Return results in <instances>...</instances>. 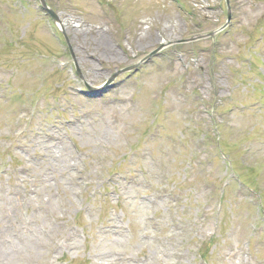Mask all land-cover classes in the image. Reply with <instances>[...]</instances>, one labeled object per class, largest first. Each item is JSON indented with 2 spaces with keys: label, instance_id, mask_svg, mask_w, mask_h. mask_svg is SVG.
<instances>
[{
  "label": "rangeland",
  "instance_id": "1",
  "mask_svg": "<svg viewBox=\"0 0 264 264\" xmlns=\"http://www.w3.org/2000/svg\"><path fill=\"white\" fill-rule=\"evenodd\" d=\"M45 1L0 0V264H264V0Z\"/></svg>",
  "mask_w": 264,
  "mask_h": 264
},
{
  "label": "bare ground",
  "instance_id": "2",
  "mask_svg": "<svg viewBox=\"0 0 264 264\" xmlns=\"http://www.w3.org/2000/svg\"><path fill=\"white\" fill-rule=\"evenodd\" d=\"M85 27V26H84ZM83 27V28H84ZM83 28L82 29H80V28H77V26L74 24V23H72V22H70V24H68V31H72V30H76V31H78L79 33H81L82 31H83ZM90 31H92L94 34H97V31H96V29H94L93 27H91L90 28ZM102 32L99 30V34H101ZM99 36H101V35H99ZM145 37H147V34H144V35H142L140 38L141 39H144ZM98 38V37H97ZM93 44L92 45H89V46H87L88 47V50H93V51H90L89 52V55H91V56H96L97 55V52H98V50L100 49V48H103L106 52H112V54H115L114 52H113V50H112V48H111V46L110 47H108V46H106V45H104V44H101V45H97L98 44V39H94L93 40ZM116 55V54H115Z\"/></svg>",
  "mask_w": 264,
  "mask_h": 264
},
{
  "label": "water",
  "instance_id": "3",
  "mask_svg": "<svg viewBox=\"0 0 264 264\" xmlns=\"http://www.w3.org/2000/svg\"><path fill=\"white\" fill-rule=\"evenodd\" d=\"M53 15H54V13L53 12H51ZM55 16V15H54ZM229 17H231V14L229 15ZM225 27V26H224Z\"/></svg>",
  "mask_w": 264,
  "mask_h": 264
}]
</instances>
